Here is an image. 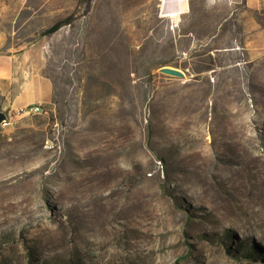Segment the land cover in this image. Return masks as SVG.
Masks as SVG:
<instances>
[{
  "label": "rangeland",
  "instance_id": "obj_1",
  "mask_svg": "<svg viewBox=\"0 0 264 264\" xmlns=\"http://www.w3.org/2000/svg\"><path fill=\"white\" fill-rule=\"evenodd\" d=\"M163 1L0 0V264H264V4Z\"/></svg>",
  "mask_w": 264,
  "mask_h": 264
},
{
  "label": "crops",
  "instance_id": "obj_2",
  "mask_svg": "<svg viewBox=\"0 0 264 264\" xmlns=\"http://www.w3.org/2000/svg\"><path fill=\"white\" fill-rule=\"evenodd\" d=\"M234 4H245L248 8H259L264 0H230ZM190 0H176L167 3V10L178 9L181 13L187 12L190 8ZM17 54L0 56V78L9 79L11 83L18 80V73L15 70ZM49 83L44 80H25L19 83V89L8 98V106L18 108L36 102H44L47 99Z\"/></svg>",
  "mask_w": 264,
  "mask_h": 264
},
{
  "label": "built area",
  "instance_id": "obj_3",
  "mask_svg": "<svg viewBox=\"0 0 264 264\" xmlns=\"http://www.w3.org/2000/svg\"><path fill=\"white\" fill-rule=\"evenodd\" d=\"M175 1L176 0H164L160 5V8H161L160 10L162 12V15L168 17V20H169L168 21V27L172 30H175L177 27H179L180 20H181V18H180L181 12L178 9L167 10L166 7H167L168 2L172 3ZM42 111H43L42 104L41 103H34V104H29V105L19 107L16 110L15 115L16 114L17 115H24V114L40 113ZM11 115L8 114V119H9V117H11Z\"/></svg>",
  "mask_w": 264,
  "mask_h": 264
},
{
  "label": "trees",
  "instance_id": "obj_4",
  "mask_svg": "<svg viewBox=\"0 0 264 264\" xmlns=\"http://www.w3.org/2000/svg\"><path fill=\"white\" fill-rule=\"evenodd\" d=\"M73 21L72 16H66L65 18H62L56 22H54L52 25H50L49 27H47L42 34L46 35V34H53L54 32H56L57 30H59L63 25L71 23ZM249 247V246H247ZM253 247V246H252ZM253 248H251V246L249 248L245 249V254L247 255H251L253 253Z\"/></svg>",
  "mask_w": 264,
  "mask_h": 264
},
{
  "label": "water",
  "instance_id": "obj_5",
  "mask_svg": "<svg viewBox=\"0 0 264 264\" xmlns=\"http://www.w3.org/2000/svg\"><path fill=\"white\" fill-rule=\"evenodd\" d=\"M160 70L164 73H168L171 75H176L179 77H183L185 75V72L178 67L172 66V65H163L160 67ZM8 120V114L3 109H0V124L4 123Z\"/></svg>",
  "mask_w": 264,
  "mask_h": 264
}]
</instances>
